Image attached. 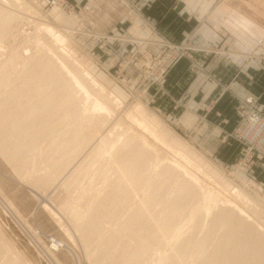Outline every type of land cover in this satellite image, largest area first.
Listing matches in <instances>:
<instances>
[{"label": "rangeland", "instance_id": "rangeland-1", "mask_svg": "<svg viewBox=\"0 0 264 264\" xmlns=\"http://www.w3.org/2000/svg\"><path fill=\"white\" fill-rule=\"evenodd\" d=\"M7 1L9 3L0 0V5L10 12L15 9L11 13L21 14L23 17L18 16L17 26L14 27L10 39L6 41L8 43H5L11 48L6 47V50H0V62L7 59L9 53L6 52L20 45L19 53L29 58L33 52H36L33 51L36 45L30 41L37 36L41 41L43 39L45 42L49 41L47 33L37 27V22L50 23L58 32H60L59 28L60 30L68 29L66 32L68 35L63 36L64 47L71 53L73 60L71 57H66L67 63L75 66L77 62L76 66L79 68H73L74 66L71 68L86 69L103 84L107 95L110 93L121 101V106L113 104L111 96L98 91L101 98L104 95L107 98L110 97L111 102L107 98L102 101L107 103V107L111 110L107 127L109 129L110 126L112 127L109 132L111 139L125 129L128 131L129 128L134 134L137 132L145 134L156 146L157 154L161 155L163 160L170 159L166 160L168 162H164V165L180 162L199 179L197 185L202 188L200 191L197 187L200 191L198 193L205 192L209 187L210 191L214 190V193L218 191L219 197L226 203L219 201V197H217L218 201L213 200H216V197L211 199L210 202L213 201V203H208L214 209L211 216L224 208L236 206L237 209H243L250 215L252 223L260 224L254 225L260 227L262 233L264 232V94L249 93L241 96L236 91L231 94L233 88L231 90L230 88L233 85L228 83L225 88L230 90L227 91L233 97V105L238 116L236 124L230 127L229 118L224 114L223 109L218 108L220 102L214 97L217 94L216 88L212 84L207 85L214 82L215 86H223L220 84V81L224 80L223 77L211 69L213 63L209 64L220 50H224V46L221 47L224 40L218 42L223 35L221 36L220 32L215 33L212 42L206 43L210 45V48L198 44L195 37L199 30L196 31V27L201 26L202 29L206 25L209 26V22L214 21L213 9L216 7L215 3L220 2L217 8L223 7V10H228L225 13L228 16L227 20L235 24L232 27L234 33L231 31L229 35V42L223 44H230L232 48V51L226 54V57L224 56V59H230V62L226 64L225 76L231 80H240V73H242L244 80H263L264 84V0H197L195 3L190 0L192 5L188 6L199 9L194 11L196 22L184 34H176L171 30L178 19L175 13L169 14L168 21L164 22L170 26L167 30L164 28V34L159 33L156 26L145 21L135 24L139 31H133L130 34L128 28L131 22L128 19L118 18V16L121 17L122 10L128 11L127 2H131L130 0H60L54 4L46 0ZM177 1L167 0L170 2L169 7L171 3L174 4L171 7H176ZM190 13L189 16L192 15ZM34 14L36 16H33ZM134 16L138 17L136 14ZM242 22L247 25L246 34L249 38L240 33L243 29L239 24ZM118 30L119 33H117ZM215 38L219 39L215 41ZM11 41L14 43L12 44ZM241 44L242 48L246 49L244 53L236 51ZM194 52H199L201 55ZM70 58L72 63L69 61ZM198 79L206 82L201 84L203 86L199 87V92L204 91L206 85L207 88L213 87L211 92L203 93L202 100H199V93L191 95L185 92L188 81L191 84L198 82ZM262 88L264 89V85ZM249 98H253L255 104L248 103ZM261 105L263 106L262 121L258 126L251 125L250 115ZM226 111L229 112L228 109ZM134 112H137L146 120L145 123L151 124L157 133L166 138L170 143L169 146L144 129L139 116H136L134 120L132 116ZM125 126L130 127L125 128ZM121 128L123 130L120 131ZM114 132L115 134H112ZM125 133L127 134L126 130ZM206 137L219 139L221 145L209 146L210 144L205 142ZM181 149L185 153H182ZM160 151L166 155L164 154L163 157ZM3 154L0 151V238L3 239L1 242L3 241L4 244V247L3 244L1 245L0 250H4L5 253L2 251L0 262L21 264L25 259V263L22 264L28 262V264H59L56 260L60 261V264H77L71 254L72 251H76L81 264L98 263L88 257L84 240L81 239L77 228L78 223L75 221L77 217H71L68 201L64 205V200L68 197L64 189H61L63 181L55 184L59 186L56 187L57 189L52 185L53 187L47 189L48 191L41 188L42 191L37 188V185L33 186L31 179L26 177L24 172L13 167L12 161ZM184 156L189 157H187L189 162ZM194 161L197 165H194ZM37 168L39 176L45 173L44 170H40L41 168ZM201 168L205 171L204 175ZM207 172L208 176H205ZM235 190H243V194L246 195L243 197ZM198 193V199L202 200ZM73 195L74 191L71 197ZM87 198L79 203H85ZM61 200L63 202L60 203ZM44 203L48 206L47 208L46 206L44 208ZM210 220V218L203 220L204 224L209 225ZM184 221V219L179 220L178 225L186 226L187 223ZM225 227H218L217 232H222ZM51 239L59 241V247L54 248ZM96 244L94 243L93 246Z\"/></svg>", "mask_w": 264, "mask_h": 264}, {"label": "bare ground", "instance_id": "bare-ground-1", "mask_svg": "<svg viewBox=\"0 0 264 264\" xmlns=\"http://www.w3.org/2000/svg\"><path fill=\"white\" fill-rule=\"evenodd\" d=\"M11 12L0 5L3 51L21 16ZM37 25L50 39L42 42L36 35L30 41L36 45V52L29 56L32 59L21 55V45L15 44L17 48L6 52L7 59L0 62V151L38 189L48 191L63 181L60 186L68 197L64 205L68 201L71 217L79 220L75 221L88 257L98 261L96 264H264V232L253 218L257 226L250 221L247 212L229 206L211 216L214 209L208 203L215 197L214 201L221 200L218 191V196L210 187L198 193L202 188L197 185L199 179L180 162L164 165L170 159L164 161L145 134H134L129 128L130 135L125 129L130 126H125L127 134L124 130L119 136L116 131L118 136L111 139L112 127L107 128L111 110L102 101L108 93L89 71L73 69L79 68L77 62L71 65L73 68L67 63L66 57L72 56L64 47L63 36L68 35V29L59 28L58 32L50 23ZM98 91L106 95L101 98ZM107 96L121 106L118 97ZM132 116L134 120L139 116L141 126L169 146L168 140L137 112ZM37 167L45 173L39 176ZM235 191L246 195L243 190ZM85 198V203H79ZM43 206L48 207L45 203ZM207 218L211 219L209 225L203 221ZM181 219L187 227L178 225ZM222 226L226 227L218 233L217 228ZM1 240L0 249L4 247ZM51 240L54 248L59 247V241ZM75 252L71 254L81 264Z\"/></svg>", "mask_w": 264, "mask_h": 264}, {"label": "crops", "instance_id": "crops-1", "mask_svg": "<svg viewBox=\"0 0 264 264\" xmlns=\"http://www.w3.org/2000/svg\"><path fill=\"white\" fill-rule=\"evenodd\" d=\"M131 2H127L128 5V11H126L125 9L121 11V17L118 16V18H122V19H128L129 22H131V25L128 28V32L130 34H132L133 31L138 32L139 30L135 27V24H139L138 22L141 21H145L147 23H149L152 26H156L157 29H159V33L164 34V28L167 30L170 26L169 24H164L165 21H168L169 19V14L171 13H175L178 15V19L176 20L177 23L175 24V26L172 25V29L173 33L179 34V33H186V31L189 30L190 27L193 26V23L196 22L195 18V12L197 11L199 8L198 7H189L188 5H192L190 0H178L176 2V7H171L172 5H174L173 3H171V6L169 7L170 2H167V0H130ZM195 1L197 0H192L193 3H195ZM215 1V0H214ZM217 1V0H216ZM222 4V3H221ZM188 6L187 8H185L184 6ZM216 7L213 9V15H214V21L213 22H209V26H204L201 29L200 27H196V31L198 30V33L196 34V39L198 40V44L203 45L204 47L210 48V45L206 44L207 42H212L211 40L214 39V35L217 32H220V35L225 38H215V41L221 42L222 40H224L225 42H229V35L230 33H232V27L233 25H235L232 21L229 23L227 18V11L228 10H223V7L221 8H217L218 5H220V2H216L215 3ZM198 6V4H197ZM223 6V5H222ZM183 7V8H182ZM175 10V11H174ZM128 12V14H127ZM139 12V13H138ZM189 12L192 13V15L189 16ZM138 15L137 18H135L134 14ZM190 13V14H191ZM194 13V14H193ZM127 14V15H126ZM187 15V16H186ZM126 16H128V18H126ZM181 17V18H179ZM186 17V18H185ZM227 20V21H226ZM242 21V20H241ZM229 24H228V23ZM225 23V25L223 24ZM239 26L243 29L240 31L241 34H245V36L247 38H249V35H247V25L246 24H239ZM228 27V28H227ZM194 28V27H193ZM120 30L124 31L122 28H120ZM195 30V29H194ZM232 31V32H231ZM120 31L118 30L117 33H119ZM234 33V32H233ZM107 34V33H106ZM108 35V34H107ZM125 35V34H124ZM223 43V44H224ZM221 44V47L224 46V50H220L219 53H217L218 55H216L215 59L211 62H209V64L211 65L212 63V70H215L220 76L223 77L224 80L220 81V85L215 86L213 83L214 82H210V84L207 83V85H211L214 86V88H216V93L214 95V97L216 99L219 100V104H218V108L223 109L224 114L229 118L230 120V127H232V125L236 124L238 116L235 110V106L233 105V97H232V93L234 91L239 92V94L242 95H247L249 93H255V94H264V89L263 87V80H244L243 74L240 73V80H231V78L226 77L225 75L227 74V65L230 61L229 58L224 59V56L226 54H229L232 51L231 45H223ZM238 49H236L237 52L240 53H244V51L246 49L242 48V44L237 47ZM200 49V48H199ZM195 54H198L199 52H194ZM199 55H201L199 53ZM226 57V56H225ZM224 59V60H223ZM217 66H219L217 69ZM198 82H192L190 84V82L188 81V87H186L184 85V87H186L185 92L187 93H191L196 95L198 94V97L200 98L199 100H202V95L203 93H208L209 91L211 92V89H213L212 86H208L207 85L205 87V90L202 92H199L198 89L199 87L203 85H201L202 83H206V82H201L200 79H198ZM219 81V80H217ZM231 83V85H233V87L231 86L230 90H231V94L228 93L230 90L228 88H225V86ZM229 90V91H227ZM262 91V92H261ZM261 95V96H262ZM211 97V96H210ZM183 101L185 102V98L183 97ZM201 102V101H200ZM201 105H203V103L201 102ZM198 105V106H201ZM203 107V106H201ZM228 109L229 112H227L226 110ZM233 111V112H232ZM224 115V116H225ZM215 120V119H214ZM217 121V120H216ZM215 121V122H216ZM207 139L205 142L209 143V146H213V147H219L221 145V142L219 139H216L215 137L212 138H205ZM205 143V144H206Z\"/></svg>", "mask_w": 264, "mask_h": 264}, {"label": "built area", "instance_id": "built-area-1", "mask_svg": "<svg viewBox=\"0 0 264 264\" xmlns=\"http://www.w3.org/2000/svg\"><path fill=\"white\" fill-rule=\"evenodd\" d=\"M54 4L55 2H59L60 0H46V2H49ZM247 102L250 104H255L253 98L247 99ZM263 106H258L257 110H254V113H251L249 118V123L254 126H258L263 118Z\"/></svg>", "mask_w": 264, "mask_h": 264}]
</instances>
